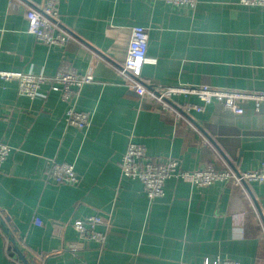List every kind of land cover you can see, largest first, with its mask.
Here are the masks:
<instances>
[{"label": "crops", "instance_id": "crops-1", "mask_svg": "<svg viewBox=\"0 0 264 264\" xmlns=\"http://www.w3.org/2000/svg\"><path fill=\"white\" fill-rule=\"evenodd\" d=\"M45 1L0 0V70L91 74L94 82L72 98L90 126H67L68 104L49 87L31 100L18 94L15 82L0 79V142L10 147L0 164V264H203L215 258L264 264V184L198 188L169 179L164 196L150 201L142 185L119 170L134 142L149 159L175 158L186 171H255L264 162V108L256 113L247 100L235 115L212 102L176 121L126 90L114 69L125 45L107 34L110 26L147 29L140 81L148 89L264 92V7L238 0H198L194 8L165 0H55L59 26L74 37L59 48L26 32V9ZM173 100L200 104L194 96ZM52 162L72 165L78 184L55 183ZM92 215L108 222L100 227L101 245L72 227Z\"/></svg>", "mask_w": 264, "mask_h": 264}, {"label": "built area", "instance_id": "built-area-1", "mask_svg": "<svg viewBox=\"0 0 264 264\" xmlns=\"http://www.w3.org/2000/svg\"><path fill=\"white\" fill-rule=\"evenodd\" d=\"M171 5H186L194 8L198 0H165ZM238 4L245 7H264V0H238ZM58 11L55 0H47L41 7H28L25 13L26 32L33 39L47 47H64L74 38L70 32L58 24ZM107 34L116 42L122 43L126 48V55L120 65L114 69L124 81L127 91L133 92L139 99L159 105L162 111L170 113L176 121L187 120L190 111L202 112L204 107L212 102L235 115H241L243 109L239 106L244 101H252L254 111L260 112L264 108V92L231 91L201 86L195 88L175 87L152 90L146 88L140 81L142 67L146 61L148 42L147 29L142 26L129 28L110 26ZM0 79L6 82H15L20 96L31 100L41 95L43 86L58 92L62 101L67 103L64 121L67 126L77 130H85L90 126V117L87 113L75 109L72 98L84 85L94 82L91 74H79L66 69L57 71L52 76L34 74L31 72L1 71ZM174 96H194L200 104L184 102L174 104ZM205 145V141H202ZM10 153V147L0 142V164ZM121 177L138 181L148 200L159 199L164 196V185L169 179L185 181L198 188L208 187L214 183H229L235 187L243 188L249 183L264 184V162L259 169L247 172H235L229 168L215 170L207 166L201 170L186 171L181 168L175 158L163 161H154L146 155L142 144L130 142L119 163ZM51 179L58 184L70 186L77 185L78 175L74 167L67 163L52 162L49 166ZM39 218L33 219L35 228L41 226ZM107 220L99 215H92L84 220L72 223L73 229L82 237L101 245L105 240V232L100 227H106ZM203 264H239L237 261L215 258L205 259Z\"/></svg>", "mask_w": 264, "mask_h": 264}]
</instances>
